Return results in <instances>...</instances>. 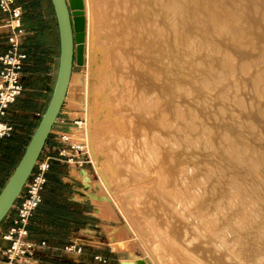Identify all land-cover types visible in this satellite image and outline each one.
Here are the masks:
<instances>
[{
    "label": "bare ground",
    "instance_id": "6f19581e",
    "mask_svg": "<svg viewBox=\"0 0 264 264\" xmlns=\"http://www.w3.org/2000/svg\"><path fill=\"white\" fill-rule=\"evenodd\" d=\"M89 10L105 56L86 125L67 133L98 149L100 175L114 153L156 189L125 184L153 264H264V0H95Z\"/></svg>",
    "mask_w": 264,
    "mask_h": 264
},
{
    "label": "crops",
    "instance_id": "0c3cea01",
    "mask_svg": "<svg viewBox=\"0 0 264 264\" xmlns=\"http://www.w3.org/2000/svg\"><path fill=\"white\" fill-rule=\"evenodd\" d=\"M16 2L21 6V24L25 28L21 40V50L26 53L21 68V82L24 89L10 106L5 117V120L12 124L13 131L9 136L0 139V145L7 140H15V145L24 149L47 105L54 85L58 67L59 35L50 0H16ZM5 17L6 15L0 10V56L7 47L8 29L3 26ZM58 126L62 130H67L63 124ZM46 144L55 148L59 145L50 137ZM66 168L65 164L54 160L48 171V177L56 175L61 182L56 183L48 179L44 189L47 197L42 198L29 224L31 238L36 242L45 241L46 245L38 248L25 264H90L86 263L85 259H81L85 256L86 247L91 246L89 244L91 242H88L86 237L92 234L90 220L93 215L91 210L93 200L84 190L77 192V187L62 180ZM82 185L84 188L85 184ZM95 209L99 222L94 226L101 228L104 226L106 216L100 215L97 207ZM13 214L14 211L10 210L3 219L0 232L10 226ZM71 225L73 228L76 226L77 233L70 230ZM58 239L63 241L59 242ZM72 243L81 246V251L68 252L64 249L66 245ZM2 245L0 239V248ZM96 245L95 247H98V244Z\"/></svg>",
    "mask_w": 264,
    "mask_h": 264
},
{
    "label": "rangeland",
    "instance_id": "374dc122",
    "mask_svg": "<svg viewBox=\"0 0 264 264\" xmlns=\"http://www.w3.org/2000/svg\"><path fill=\"white\" fill-rule=\"evenodd\" d=\"M94 1L95 0H83L86 19L85 60L82 65H73L67 94L60 111L61 113H59L57 117L59 123L63 120L65 129H67V131L70 132V136L75 139H77L76 135L73 134L75 127L81 124L82 126L86 125L87 122V104L88 98L91 95L88 91V86L91 85L89 81H96L100 72L96 74L95 70L105 56L103 52L101 53L98 51L95 42L91 39L92 29L90 27L88 13H90L89 8H93ZM252 18L251 20L253 21L254 17ZM263 27L264 26L261 27L260 25V30H263ZM131 59V63L134 64V57ZM174 59L176 61L175 57L172 58L173 61ZM96 63H98V65ZM250 114L252 115V113ZM249 121L257 124L261 123L260 120L254 119L251 116H249ZM75 122L78 123L76 124ZM92 125L93 129H95L96 125L93 123ZM53 128L55 130L60 129L58 124ZM83 141L86 142V151L88 153H86L84 157L87 162L81 167L83 173L75 166H66L65 174L62 176V180L78 188L76 190L77 192L79 190H84L93 200L91 209L93 215L90 220L92 234L90 237H86L88 242H91L89 243L91 246L86 247L85 256L82 257L81 260L85 259L86 263L90 264H133L136 258H142L146 260L147 264H153V260L149 253V247L153 244V238L146 236V224L142 216L138 215L137 206L132 203L130 197L127 195V187L125 186V184H147L145 181L147 178L143 176L141 179V177L138 176V171H140L138 166L130 168L125 167L124 161H120V157L116 156L114 153L112 156L115 160V167H112V169L107 167L105 169L103 168V176L100 175L95 167L92 153L93 151L96 153L99 151L94 148V145V149L92 148L91 150V146L88 145L86 139H83ZM10 143L15 144L16 141L10 140ZM23 150L24 149L21 148L16 156L8 152H3L2 154L0 151L2 154L0 155V185L3 184L8 177L12 165L17 163ZM88 155L92 163L89 161ZM249 161L253 163L251 159ZM255 168L257 169L256 166ZM86 175H88L90 180L85 178ZM241 175L245 176V172H242ZM82 184H85L84 188ZM153 184L158 183L154 181ZM147 189L153 192L156 190L152 184H150ZM70 192L72 193V190H70ZM234 195L236 196L237 194L235 193ZM96 207L100 215L106 216L103 222L104 226L101 228L94 226L95 223L97 224L99 222L96 217ZM70 230L73 233H77L76 226L73 228L71 225ZM58 241L62 242L63 240L58 239ZM96 244H98V247H95L97 246Z\"/></svg>",
    "mask_w": 264,
    "mask_h": 264
},
{
    "label": "built area",
    "instance_id": "2783aa9c",
    "mask_svg": "<svg viewBox=\"0 0 264 264\" xmlns=\"http://www.w3.org/2000/svg\"><path fill=\"white\" fill-rule=\"evenodd\" d=\"M0 10L6 15L3 26L8 29L7 47L0 56V139H2L13 131L12 124L6 121L5 117L10 106L24 89L21 82V68L26 53L21 50V40L25 34V28L21 24V6L16 0H0ZM57 124L64 125L63 120L59 123L56 118L53 127ZM53 127L49 137L59 145L55 148L45 143L30 176L10 209L14 211L11 224L0 232V239L3 242L0 248V264H25L38 248L46 245L45 241L36 242L31 238L29 224L42 201V193L52 162L56 160L80 170L87 162L84 158L87 153L85 143L71 139L67 130H55ZM89 161L91 162L90 159ZM65 250L80 252L81 246L72 243L67 245Z\"/></svg>",
    "mask_w": 264,
    "mask_h": 264
},
{
    "label": "water",
    "instance_id": "95a60500",
    "mask_svg": "<svg viewBox=\"0 0 264 264\" xmlns=\"http://www.w3.org/2000/svg\"><path fill=\"white\" fill-rule=\"evenodd\" d=\"M59 35L58 67L47 105L19 160L0 189V224L18 198L43 149L65 100L73 65L85 60L83 0H50Z\"/></svg>",
    "mask_w": 264,
    "mask_h": 264
},
{
    "label": "trees",
    "instance_id": "16d2710c",
    "mask_svg": "<svg viewBox=\"0 0 264 264\" xmlns=\"http://www.w3.org/2000/svg\"><path fill=\"white\" fill-rule=\"evenodd\" d=\"M3 139V138H2ZM20 149H21V146H19V145H15V144H11L10 143V140H7V141H5L4 143H3V145L1 144L0 145V151L2 152V154H3V152L4 153H10V154H12V155H14V156H16L18 153H19V151H20ZM1 152H0V155H2L1 154ZM16 165V163L14 164V165H12V168H11V170L9 171V174H8V176L10 175V173L12 172V170H13V168H14V166ZM8 178V177H7ZM6 178V179H7ZM48 179H50V180H52L53 182H56V183H60L61 182V179L58 177V176H56V175H51L50 177H48V174H47V182H48ZM6 181V180H5ZM5 181H4V183H5ZM3 183V184H4ZM3 184H1L0 185V189H1V187L3 186ZM47 184V183H46ZM46 186V185H45ZM45 189V188H44ZM47 197V195L44 193V190H43V193H42V198L44 199V198H46ZM38 208V207H37ZM70 217V216H69ZM72 218H75V216H72Z\"/></svg>",
    "mask_w": 264,
    "mask_h": 264
}]
</instances>
